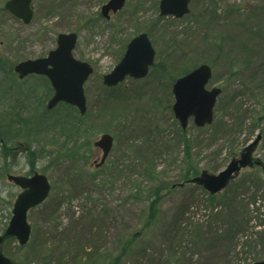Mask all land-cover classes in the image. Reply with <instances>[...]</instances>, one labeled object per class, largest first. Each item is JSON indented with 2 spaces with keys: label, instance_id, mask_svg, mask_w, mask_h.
Returning <instances> with one entry per match:
<instances>
[{
  "label": "rangeland",
  "instance_id": "obj_1",
  "mask_svg": "<svg viewBox=\"0 0 264 264\" xmlns=\"http://www.w3.org/2000/svg\"><path fill=\"white\" fill-rule=\"evenodd\" d=\"M107 1L33 0L35 16L30 24L23 23L8 12L4 16L0 15V71H10V67L20 60L45 55L56 47L60 32L78 34L74 55L90 62L94 67V73L85 88L87 111L81 114L84 117L82 122L85 130L84 144L88 147L86 154L89 155L87 159L77 163L78 165H84L86 161V168L90 172L98 169L95 160L100 161L102 151L94 146V143L105 133L113 136L119 134L121 138L119 142L115 139L114 148L104 162L106 166L120 157L119 149L126 148L127 139L134 137L141 142L146 140L150 129L153 132L149 135L156 138L160 135L156 132L159 129L165 130L167 134L176 129V118L170 108L174 102L171 91L172 78L181 76V72L193 64L198 66L204 62L210 65L211 62L215 63L214 66L211 65L213 78L208 88L221 87L223 90L215 106L217 118H223L225 111L222 108L227 95L230 99L236 97L238 102H244V106L250 111L257 112L262 109L264 91L261 90L260 93L250 83L255 81L253 78L255 75L260 76V64L264 61V13L255 8L264 5V0H215L219 8H224L222 14L237 6L246 9L245 14L239 18L225 16L217 17L216 20L209 15L212 0H191V12L182 19L160 16V0H126L125 7L110 20H106L101 14V8ZM151 24L155 30L154 38L151 40L157 50L156 62L158 64L164 62L167 65L165 73L161 78L153 72L142 80L127 78L120 85L130 95H121L114 100L104 101L105 90L101 87L103 76L119 63L127 43L146 31ZM6 79L5 83L9 84L10 78L6 76ZM159 79L161 80L158 82ZM36 82L35 79H28L21 86L12 87L9 96L17 94L20 87L26 92L36 91L47 104L49 98H46V88ZM246 86L252 90H248ZM238 92L243 95L240 96ZM7 105L3 104L0 109L6 112ZM17 106L16 110L24 111ZM232 111L233 109L228 108L227 118ZM239 115L242 113L238 114V118ZM249 116L244 129L235 136L230 134V137L226 135L205 141L195 145L192 150L194 161L201 169L207 168L210 164L217 167L211 172L218 174L232 159L240 158L244 148L261 134L262 138L252 152V164L242 169L234 181L233 191L240 190L242 199L229 204L227 202L229 199L226 201L222 196L218 198L217 201L221 203L217 205L216 202L211 204L206 190L199 185L188 184L176 187L173 191L164 188L160 218L156 228L151 231L143 230V224L139 220L145 211L143 208L146 203L131 198L126 201L134 192L126 180L122 179L101 187L86 183L83 188H79L70 180L72 175L68 169L69 160L54 163L50 161L54 157L38 158L34 152L32 156L29 150L34 151L35 145H29V150L26 149L27 143L21 137L10 142L11 145L8 143L6 149L0 152H4V155L8 152L4 159L6 158V167L10 169L9 173L15 175H31L35 171L45 173L52 184V190L47 201L29 213V221L36 227L30 242L19 248L17 241L11 239L3 245L4 254L20 262L27 258V264H98L110 261L121 252L122 245L119 242L121 238L126 239L141 231L139 241L133 247L135 257L128 258L126 264L136 261V256L142 255L143 250L149 255L154 254L153 258H148L149 261L160 256L166 259L167 255L175 252L177 257L184 254L193 264H214L220 260L222 261L220 264H224L223 257L216 260V257L221 255L216 249H212L213 246L208 244V240L197 246L193 243L194 237L188 235L182 244L183 226L179 228L177 223L181 218H185L186 221L189 214L190 221L197 224L201 221L211 227L216 223L214 220L210 221L213 214L218 217V221L223 222L229 221L230 217L233 218L235 215L242 218L241 212L245 209L241 200L252 197L256 191H259V196L257 201L250 205L252 210L250 226L252 228L256 224L264 223L262 216L264 191H260L264 190V183L258 184L254 181H246L244 185L239 183L245 177L248 178L251 172L260 173L259 169L263 170L261 175L264 176V168L257 164V161L264 164V123L259 124L256 121V114L251 113ZM0 123H3L2 119ZM213 129L210 124L205 130H199L190 120L187 135L196 139L199 134ZM51 135L43 134L41 137L44 139L37 140L41 144L49 142ZM229 138L236 141L230 143ZM46 148L56 150V146L52 144ZM85 149L82 151L85 152ZM180 150L175 148L172 158L162 159L157 163L158 170L166 172L164 178L170 184L178 179L176 176L181 171L180 162H176L183 156ZM134 178L139 180V177ZM102 180L103 177H98L99 183H102ZM19 192L20 189L7 178L0 180L1 227L6 222L8 225L13 208L12 205L9 210L3 209L2 205L6 203L7 206L12 195H15L14 203ZM190 204L188 214L183 217V214L187 213L186 207ZM219 224L223 226L221 222ZM173 225L178 228H174ZM255 231L249 228L247 238L254 235ZM192 235L194 236V233ZM260 240L261 237L257 242ZM250 251L240 255L230 264H253L264 259L262 245L251 247ZM256 255L261 259L255 260Z\"/></svg>",
  "mask_w": 264,
  "mask_h": 264
},
{
  "label": "trees",
  "instance_id": "obj_2",
  "mask_svg": "<svg viewBox=\"0 0 264 264\" xmlns=\"http://www.w3.org/2000/svg\"><path fill=\"white\" fill-rule=\"evenodd\" d=\"M5 2L6 0L0 1V15L3 16L8 12L5 9ZM210 5L211 10L209 15L212 19L215 18L214 20L225 16L229 18H239L246 12L245 8L237 6L235 8H230L229 11L222 14L224 8H219L215 3V0H212ZM255 8L262 10L264 13L263 4L256 6ZM247 21L249 20L247 19ZM138 29L140 30V28ZM145 30L146 31L144 32H147L151 38H154V25L151 24ZM9 39H11V37H9ZM10 43H13V39ZM219 54H221V52H219ZM211 65L214 66L215 63L211 62ZM195 66L196 65L193 64L190 68L182 71V75L189 72ZM166 67L167 65H165L164 62L161 64L157 63L155 65V72H153L154 68L151 72L156 74L158 78H161L163 73H165L164 71H166ZM164 68L165 70H163ZM237 73H239V71ZM259 73L260 76L258 77L255 75L253 77L255 81L250 84H252L254 88L259 90L261 93V90L264 91V61L260 64ZM6 76L10 78L8 79L10 82L9 84L5 83L7 80ZM31 78H36V83L41 85V87L46 88V98L50 99L52 94L51 91H53V89L51 88L48 79L40 76H34ZM176 78H172V82H174ZM27 81V77L19 79L18 75L14 72V66L10 67V71L8 72L5 70L0 71V89H2L0 91V106L8 104L6 112L5 110L0 109V120L2 119L3 122L0 123V150L6 149L8 143L10 144V142H13L17 138L21 137V139L27 143H24L26 149L29 150V145H35L34 151L29 150L30 155L34 152L38 155V158L54 157L50 160L54 163L55 161L69 160L68 169L69 172L71 171L72 175L70 180L75 185L79 186V188H83L86 183H89V185L92 184L95 187H101L107 184H112L115 181L118 182L122 179L126 180L134 190L133 194H130L126 201L129 200L128 198H131L134 200H141L140 202L146 203L143 208L145 211L142 213L139 220L143 224V230L146 229L147 231L154 230L159 221L161 214L160 204L163 198L162 190L164 188H168L169 191H173L176 187H183L191 184L189 181L192 178L199 176L204 170L211 172L217 169L216 166L210 164L207 165V168L201 169L199 164L194 161V154L192 150L195 145H199L205 141L213 140L226 135L230 137V134L235 136L244 129L248 120L247 117H250L249 114L251 113L256 114V121L259 124L264 123V106L257 112L250 111L244 106V102H238L236 97L230 99L227 95V101H224V108H222L225 111L223 118H217V116H215L214 121L211 124V126L214 127L212 131L201 133L198 137H196V139L190 138L187 135V129H183L176 120L177 128L171 131L170 134H167L165 130L159 129L156 132L160 135L156 138L154 135H149L153 132L150 129L148 130L145 141L139 142L137 138L134 137L127 139L128 143L125 146L126 148L119 149L120 157H117L115 161H111L106 166L104 163L103 166L95 170V172H90L86 168V161L84 162V165L77 164L82 162L84 159H87L89 155L86 154V152H88V147L84 144L85 130L82 123L84 117L80 114L78 108L71 104L61 102L53 109H48L45 100L41 99V96L39 97L36 91L26 92L20 87H18L17 94L9 96L12 87H15L16 85L21 86L23 82ZM101 87L105 90V94L103 95L104 101H110L111 99L114 100L116 99L115 97L119 98L121 95H130L121 85L116 87H107L104 84H101ZM246 88L250 91L252 90V88L250 89L247 86ZM238 94L240 96L243 95L241 92H238ZM17 105H19L20 108H23L24 111L22 109L20 111L16 110V107H18ZM172 106L173 104L170 105L171 110ZM228 108L233 109V111L231 113L229 112V116L227 118ZM240 113H242V115H239L240 118H238V114ZM209 126L196 127L199 130H205ZM252 127L253 125L251 124L250 128ZM43 134L52 135L49 142L41 144L37 139H44L41 137ZM114 138L116 139V142H119L121 139L119 134L114 135ZM136 141L139 143L136 144ZM232 141H236V139L229 138V142L232 143ZM49 144L56 146V150L47 149L46 146ZM84 148H86L85 152L82 151ZM175 148L181 149L180 152L183 153L181 160L179 158L176 161L180 162L181 171L176 176L178 179L170 184V182L164 178L166 172L159 171L157 163L159 160L172 158ZM3 153L4 152H0V180H4L7 176V172H10V169L5 165L6 158L4 159V156L8 152H6L5 155ZM32 156H34V154ZM71 161L73 164H71ZM262 167L264 168V164ZM258 171H260V173L251 172L248 174L249 177H245V179L241 180L239 182L240 185H244L246 181H254L258 184L264 183V176L261 175L263 170L259 169ZM136 173L138 175H136ZM134 176L139 177V180H136ZM98 177H103L102 183L98 182ZM237 178L234 179L221 193L213 195L205 191V193L208 194V199L211 201V204L212 202H216V204L219 205L221 202L217 200L219 197L222 198V196L226 199V201L229 199V201H227L229 204L235 203L234 201L238 199H242L240 198L243 197L239 193L240 190L233 191L235 184L234 181H236ZM260 191L264 190L260 189ZM258 196L259 191H256L253 193L252 197H246V199H244L245 202L244 200H241L245 209L241 212L242 218L235 215L233 218L230 217L229 221L227 220L223 222L218 221V217L213 214V219L210 221L213 222L214 220L216 222L214 227L207 226L201 221H198V224L195 221H190V214L186 221L185 218H181V221L177 223V226L179 228L180 226H183L181 234L182 244L184 239L186 241L185 236L187 237L188 235H190V237H194L193 243L197 246L208 240V244L211 245V247L213 246L212 249H216L218 254L220 253L221 255L217 256L216 260L223 257L225 260L224 264H230L232 261L237 260L240 255H245L248 252H251V247H256L257 245H262L264 247V223L252 226V228L256 230L254 235H250V237L247 238L246 234L248 233L249 228L252 229L250 226L252 222V219L250 218L252 212L250 205L252 202L257 201ZM14 197L15 195H12L9 202H7V206H5V203V205H2V208H7L9 210V208L13 205ZM190 206L191 204L186 207L187 213L183 214V217H186L188 214ZM213 206L215 207V205ZM262 216L264 217V213ZM219 222H221L223 226H221ZM57 226H59V224H57ZM177 226L173 225L174 228H178ZM6 227L7 222L4 226H0L1 234L5 231ZM35 229L36 227L33 226V231ZM193 233L194 236L192 235ZM140 234L141 231L128 236L126 239L121 238L119 241L122 245L121 252L114 256L110 261L99 262L98 264H126L128 258L135 257V254L133 255V247L136 246V243L139 241ZM260 237V242H257ZM11 239L13 238H6V242ZM18 247L23 248L24 246L18 245ZM142 252V255L136 256V261H132V264H193L192 260L186 259L184 254H182V257H177L175 252H171L167 255L166 259L160 256L149 261L148 258H153L154 254L149 255L146 250H143ZM144 253H146V255ZM255 257V260L261 259L259 255H256ZM14 262L16 264H27V258H24L23 262L17 261L16 259ZM221 262L222 261L220 260L214 264H220Z\"/></svg>",
  "mask_w": 264,
  "mask_h": 264
},
{
  "label": "water",
  "instance_id": "obj_3",
  "mask_svg": "<svg viewBox=\"0 0 264 264\" xmlns=\"http://www.w3.org/2000/svg\"><path fill=\"white\" fill-rule=\"evenodd\" d=\"M33 0H8L5 8L16 18L26 24L32 21L34 10ZM126 0H109L102 7V14L110 18V13H117L125 5ZM191 0H160L161 16L183 18L190 13ZM78 35L61 33L58 35L57 48L42 58L27 59L15 66V71L23 78L29 74L46 75L55 94L48 102V108L55 107L63 101L76 106L81 114L87 111V98L84 85L94 72V68L86 61L77 59L73 51L77 44ZM156 50L147 33L134 37L128 44L121 61L112 72L104 76L107 86H116L127 77L142 79L148 75L149 68L155 63ZM212 78V68L202 64L186 75L178 78L173 85L175 103L173 112L181 125L186 128L192 117L197 126L209 125L214 119V107L222 90L219 87L208 89L207 85ZM262 138L259 134L255 141L243 150L241 158L230 161L227 167L218 174L203 171L190 182L202 186L211 194H217L225 189L240 171L252 164V152ZM114 144V137L105 133L96 141L95 145L103 151V164L110 154ZM260 164V161H257ZM9 181L14 182L23 190L17 195L14 202L12 217L4 235L0 236V264H12L11 258L2 252L5 237H15L20 245H26L32 234V225L28 220V213L32 208L43 203L51 192V183L45 174L34 173L32 176L8 175ZM253 264H264L257 261Z\"/></svg>",
  "mask_w": 264,
  "mask_h": 264
},
{
  "label": "flooded vegetation",
  "instance_id": "obj_4",
  "mask_svg": "<svg viewBox=\"0 0 264 264\" xmlns=\"http://www.w3.org/2000/svg\"><path fill=\"white\" fill-rule=\"evenodd\" d=\"M109 1V0H108ZM107 1V2H108ZM107 2H105L104 4H103V6L107 3ZM102 6V7H103ZM33 10H34V16H35V9H34V7H33ZM101 10H102V8H101ZM103 15V14H102ZM34 16H33V18H34ZM103 17L106 19V17L103 15ZM112 17V16H111ZM149 36V35H148ZM149 38H150V40H151V37L149 36ZM151 42H152V40H151ZM129 43V42H128ZM128 43H127V45H128ZM152 44H153V42H152ZM127 45H126V47H127ZM154 45V44H153ZM155 47V46H154ZM54 50V48H52V49H50L45 55H43V56H40V57H38V58H42V57H46V56H48L49 55V53H50V51H53ZM156 50V49H155ZM78 58V57H77ZM156 58H157V50H156ZM155 58V59H156ZM78 59H80V58H78ZM82 60V59H81ZM83 61H85V60H83ZM86 62H88V61H86ZM89 64H91L90 62H88ZM157 64V62L155 61V63L149 68V72H148V75L151 73V71L153 70V68H154V70H153V72H155V65ZM91 66L93 67V65L91 64ZM94 68V67H93ZM212 68V67H211ZM163 70H165V68L163 69ZM165 72V71H164ZM164 74V73H163ZM147 75V76H148ZM34 76H40V77H42V78H47V77H45V76H42V75H37V74H33V75H29V76H27V79H32L31 77H34ZM146 76V77H147ZM163 76V75H162ZM146 77H144V78H146ZM144 78H142V79H144ZM36 79V78H35ZM132 79H135V78H132ZM142 79H135V80H142ZM161 79H159L158 80V82L160 81ZM51 98L54 96V88H53V91H51ZM242 154H243V151H242V153H241V156H240V158L242 157ZM5 244V240H4V243H3V245ZM12 259V264H16L14 261H15V259L14 258H11Z\"/></svg>",
  "mask_w": 264,
  "mask_h": 264
},
{
  "label": "bare ground",
  "instance_id": "obj_5",
  "mask_svg": "<svg viewBox=\"0 0 264 264\" xmlns=\"http://www.w3.org/2000/svg\"><path fill=\"white\" fill-rule=\"evenodd\" d=\"M173 105H174V102H173ZM172 110H173V106H172Z\"/></svg>",
  "mask_w": 264,
  "mask_h": 264
}]
</instances>
